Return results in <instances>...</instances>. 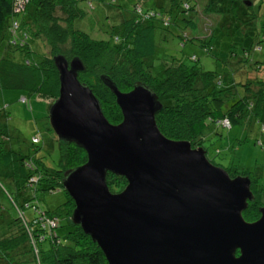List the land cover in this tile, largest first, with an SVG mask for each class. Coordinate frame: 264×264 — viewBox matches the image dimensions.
I'll list each match as a JSON object with an SVG mask.
<instances>
[{"label": "trees", "instance_id": "1", "mask_svg": "<svg viewBox=\"0 0 264 264\" xmlns=\"http://www.w3.org/2000/svg\"><path fill=\"white\" fill-rule=\"evenodd\" d=\"M156 1L149 5L146 0H27L23 11H18L19 0H0V92H22L19 99L28 108L29 97L51 101L58 88L53 57L67 62L76 58L83 66L77 79L91 89L110 123H117L121 115L101 75L121 91L135 82L146 85L160 103L154 114L158 130L171 139L187 140L191 147H202L205 133L217 126L228 129L258 122L257 130H264V78L235 82L233 75L241 66L237 63L224 72L201 69L195 54L182 49L186 43L204 53L213 48L212 33L203 38L195 34L199 16L205 20L196 0H167V7ZM244 3L247 0H206L202 12L217 15L223 22L232 7L245 8ZM112 10L121 15L118 22L109 16ZM91 11L97 23L106 19L103 28L95 25L101 35L72 27L73 21ZM68 38L70 42H65ZM250 48L256 51L260 46L256 42ZM242 53L236 62L246 65V50ZM1 108L0 177L8 179L12 191L0 188L10 203L7 207L0 204V264H106L96 244L70 221L73 202L61 186L63 172L85 161L83 149L57 139L54 166L35 156L40 147L38 135L31 136L28 151H14L7 145L8 114ZM238 175L250 179L246 173ZM105 182L111 192L125 184L122 176L109 172ZM36 188L47 192L62 188L64 206L56 213L40 209L30 201ZM257 189L250 187L253 200L241 212L245 220L257 217L262 204Z\"/></svg>", "mask_w": 264, "mask_h": 264}, {"label": "water", "instance_id": "2", "mask_svg": "<svg viewBox=\"0 0 264 264\" xmlns=\"http://www.w3.org/2000/svg\"><path fill=\"white\" fill-rule=\"evenodd\" d=\"M53 62L58 88L47 106L49 128L85 152L82 164L62 174L73 202L69 219L106 264H264V205L252 221L241 214L253 200L247 176H230L202 147L164 136L154 121L160 103L143 83L121 91L99 76L121 115L110 123L77 79L82 63ZM107 172L124 178L119 191L108 189Z\"/></svg>", "mask_w": 264, "mask_h": 264}, {"label": "rangeland", "instance_id": "3", "mask_svg": "<svg viewBox=\"0 0 264 264\" xmlns=\"http://www.w3.org/2000/svg\"><path fill=\"white\" fill-rule=\"evenodd\" d=\"M146 1L149 5L157 2L156 0ZM26 3L27 0H19L18 11H23ZM167 3V0H161L164 7H167ZM205 3L206 0H196L195 3L197 10L205 17V20H202L199 16L195 34L197 33L203 38L212 33L213 48L209 53H204L201 48L189 47L186 43L182 49L187 53H194L195 62L203 70L224 72L234 69L233 66L236 63V66L241 65L237 74L233 75L235 82L244 83L255 76L263 79L264 40L260 41V35L264 33V0H247V3H244L245 8L232 7L223 22H220L222 18L217 15H206L202 12ZM58 12L56 10L55 14L58 15ZM92 14L93 11L81 18L82 20L73 21L72 27H81L92 36L101 35L95 25L103 28L106 19H101L97 23V19ZM108 14L115 18V22H118L121 17L116 10H112ZM140 16L138 15V17ZM184 30L186 36H190L187 33L188 29ZM36 42L44 41L37 39ZM65 42H70V39H66ZM256 42L260 49L255 51L250 46ZM32 49L36 51L33 46ZM243 50H246L247 54L246 65L236 62L240 61L239 57L243 55ZM22 95H24L22 92L15 90L0 92V108L2 107L1 109H4L8 114L9 141L7 145L14 151H28L31 148V136L38 135L40 147L36 150L35 156L43 163L54 166L58 158V141L51 129H48L47 104L50 99L44 103L37 101L35 97H29L30 108H28V104H23L19 99ZM249 125L252 123L232 125L228 129L217 126L211 132L205 133L201 145L204 147L207 159L217 166L226 168L230 175L246 173L253 181L250 186L252 190L255 187L257 189L259 186H263V189H257L260 191L257 196L258 200L264 204V130H257L258 122L252 127ZM10 185L8 179L0 177V188L4 187L8 192H11ZM11 194L13 195V193ZM33 195L34 198L30 201L35 202L44 211L55 210L56 213L58 207L64 206L66 201V195L62 188H57L53 192L36 188ZM0 204L6 207L10 205L3 191H0Z\"/></svg>", "mask_w": 264, "mask_h": 264}, {"label": "built area", "instance_id": "4", "mask_svg": "<svg viewBox=\"0 0 264 264\" xmlns=\"http://www.w3.org/2000/svg\"><path fill=\"white\" fill-rule=\"evenodd\" d=\"M262 37H264V36H262ZM49 224H50L51 226H53V225H54L52 222H49Z\"/></svg>", "mask_w": 264, "mask_h": 264}, {"label": "flooded vegetation", "instance_id": "5", "mask_svg": "<svg viewBox=\"0 0 264 264\" xmlns=\"http://www.w3.org/2000/svg\"><path fill=\"white\" fill-rule=\"evenodd\" d=\"M263 205H264V204H261V205H259V206H263ZM259 206H258V207H259ZM257 217H258V214H257ZM257 217H256V218H257ZM256 218H255V219H256ZM253 220H254V219H253ZM251 221H252V220H251Z\"/></svg>", "mask_w": 264, "mask_h": 264}]
</instances>
